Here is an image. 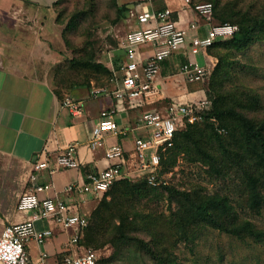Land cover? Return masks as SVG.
I'll return each instance as SVG.
<instances>
[{"label": "built area", "instance_id": "1", "mask_svg": "<svg viewBox=\"0 0 264 264\" xmlns=\"http://www.w3.org/2000/svg\"><path fill=\"white\" fill-rule=\"evenodd\" d=\"M186 5L197 15V19L186 24L171 15L169 9L150 10L148 8H130L129 15L135 21L120 38L119 46L124 49V56L118 63L117 73L111 84L89 87L92 98L110 95L113 102L99 111L98 119L91 129L88 148L100 150L106 166L95 172H89L85 179L71 182L63 191L69 196H41L52 187L51 182H38L39 171L46 169L53 173L61 168L77 169L81 165L76 142L68 143L52 158L37 159L32 164L29 175L31 187L20 194L18 210L26 211L29 216L16 221H9L0 233V264H98L97 251L91 247L83 250H70L83 235L89 215L80 212L71 199L82 198L90 194L100 200L113 183L121 178L131 180L145 179L152 185L165 184L162 154L174 146L175 134L188 124L202 121L212 107V99L203 87L195 91H185L166 98L158 86V77L162 63L173 53L183 51L188 44V58L179 66L178 73L187 83L201 84L210 73V59L200 63L195 56L205 55L207 48L216 40L232 37L238 26L232 23H215L213 4L209 1ZM201 24L206 26L204 35H199ZM189 32L192 33L187 43ZM144 45L151 47V52L143 56L140 49ZM82 101L70 92L61 101V106L73 115L82 111ZM138 111L136 121L128 126H121L117 121L119 114ZM213 119V118H212ZM144 134H134L133 149L128 151L111 137L124 136L136 130ZM38 221L50 222L52 226L39 228ZM75 229L66 249L53 259V254L46 249H39L38 256L31 258L28 243L34 241L43 245L53 235V228ZM79 248V247H78Z\"/></svg>", "mask_w": 264, "mask_h": 264}, {"label": "crops", "instance_id": "2", "mask_svg": "<svg viewBox=\"0 0 264 264\" xmlns=\"http://www.w3.org/2000/svg\"><path fill=\"white\" fill-rule=\"evenodd\" d=\"M58 0H0V200L12 198L13 188L19 186L21 193L31 187L29 175L32 164L37 159L52 158L70 142L78 145V156L81 165L77 169L61 168L51 173L46 169L39 171L38 182H51L50 190L41 196L67 198L63 191L66 184L85 179L89 172H95L106 166L100 150L92 152L88 148L91 129L98 119L99 111L113 102L110 95L92 98L89 88H74L75 95L82 101V111L73 115L61 106V99L54 92L52 74L63 58L66 48L63 37V26L57 20ZM130 2L136 0H129ZM138 8L150 10L169 9L175 19L184 24L197 19L185 0H138ZM199 35H204L206 26L201 24ZM189 32L187 43H189ZM186 48L173 53L162 63L158 77V86L168 98L185 91L200 88L197 83H187L178 73L179 66L188 58ZM124 56V49H121ZM143 56L151 52L149 45L140 49ZM208 52V51H207ZM200 56V57H199ZM195 58L205 63L213 56L206 53ZM119 59V61H120ZM117 61V64L119 63ZM138 111H126L118 115L121 126H128L136 121ZM140 129L124 136L111 137V141L121 143L125 149H133L134 134H144ZM20 193V194H21ZM19 192L17 193L20 196ZM16 195V193H15ZM69 199L77 204L80 212L90 215L99 200L90 194ZM29 216L18 208H6L4 218L7 223ZM37 227L52 226L50 222L38 221ZM53 235L43 245L34 241L28 243L31 258H36L39 249H46L57 258L66 249L75 229L63 230L53 228ZM78 250L71 245V250Z\"/></svg>", "mask_w": 264, "mask_h": 264}, {"label": "rangeland", "instance_id": "3", "mask_svg": "<svg viewBox=\"0 0 264 264\" xmlns=\"http://www.w3.org/2000/svg\"><path fill=\"white\" fill-rule=\"evenodd\" d=\"M201 1L215 4L213 0H192V2ZM58 2V16L66 41L60 63V68L64 72L59 75L69 79L66 86L75 80L83 82L84 78L87 79L85 82L87 86H84L87 88L92 84H111L112 77L114 78L117 73V61L122 56L120 38L135 25L129 10L135 7L138 0L134 3L129 0H58ZM217 2L228 11L234 7H243L255 14L262 13L264 17V0H217ZM215 15L214 22L220 23ZM84 50L90 52L92 58L90 63L93 64L85 66L72 64L70 60L74 57L80 59ZM217 51V54L207 52L213 56L210 59L209 77L198 86L206 90L212 101L215 93H227L230 97L229 101L234 97L240 98L244 105H249L248 108H241V111L262 118L264 116V35L241 50L221 47V50ZM103 67L109 71V74L104 72ZM53 75L54 73L52 74L54 81ZM213 87H218L222 92L213 90ZM66 90V88L62 90L63 95ZM256 98L257 103H255ZM197 127L203 131L202 135L194 136L201 138L198 146L201 149L207 146L202 140L207 139L217 155L222 156L219 139L213 134L215 131L220 134V139L226 138L229 134L227 128L221 130L222 125L215 118L212 119V127H207L204 122ZM193 143L192 139L186 143V148L176 147L162 154L165 162L163 176L166 183L161 185L148 183L147 190L150 192L146 198L138 199L137 210L141 213H162L169 216L171 208L175 209V203L169 202L165 186L180 190L202 188L205 194L226 197L238 218L248 219L258 228H264V189L259 212L251 211L247 205L241 173L237 172L235 167L227 168L225 164L217 163L218 161L210 164L202 161L201 153L195 149ZM136 181L138 180H132L134 183H139ZM8 188H13V196L12 198L7 196L6 201L0 200V233L7 223L4 218L6 208H17L19 199L17 193L23 191L19 186L13 185ZM90 247L97 251L98 264H158L134 247L120 255H117L116 249L110 244ZM81 250L83 248L79 246L78 251ZM170 252L175 264H264V243L248 237L240 239L207 225L196 231L190 239L176 242L170 248Z\"/></svg>", "mask_w": 264, "mask_h": 264}, {"label": "trees", "instance_id": "4", "mask_svg": "<svg viewBox=\"0 0 264 264\" xmlns=\"http://www.w3.org/2000/svg\"><path fill=\"white\" fill-rule=\"evenodd\" d=\"M213 1H215L213 14H216V19L220 23L233 22L232 24H236L238 29L232 37L216 40L207 48L208 52L217 54V50L220 51L221 47L241 50L264 35L262 13L261 16L243 7H234L228 11L224 6L218 5L217 0ZM58 3L57 1V6ZM191 3L197 2L191 0ZM57 20L61 24L58 15ZM89 53L84 50L80 59L74 57L70 62L82 66L93 64L90 63L92 58ZM60 67L61 65L54 71L53 85L54 92L62 101L67 94L74 91V88L87 86L85 85L87 79L84 78L83 82L75 80L66 86L69 79L59 75L64 72ZM103 69L109 74L106 68L103 67ZM64 88L67 92L63 95ZM213 90L219 91V88L213 87ZM215 94L212 107L205 113L204 119L190 123L178 131L174 137V146L170 150L176 147L184 149L186 143L193 139V145L201 153L202 161L209 164L218 161L217 163H223L227 168L235 167L236 171L241 173L247 205L251 211L258 213L264 189V116L256 118L245 114L241 108H248L249 105H244L240 98L234 97L229 101L230 97L227 93ZM212 118L220 122L221 130L227 128L229 131L228 137L223 139H220L219 133L214 131L213 134L219 139L222 156L217 155L207 139H202L207 146L201 149L198 146L201 138H194L195 134H203L202 129L197 127L201 123L204 122L207 127H212ZM161 162L163 167L165 162L162 156ZM136 182L139 183H134L129 178H121L113 183L89 215L88 224L76 244L77 247H102L110 244L116 249L117 255L134 247L158 264L168 262L175 264L170 252L172 245L174 246L178 241L190 239L196 231L206 225L240 239L248 237L256 242L264 243V228H258L248 219L238 218L226 197L205 194L202 188L180 190L165 186L169 202L175 203V209L171 208L170 215L141 213L137 210L136 203L139 198H146L150 191L147 190L148 183L145 179Z\"/></svg>", "mask_w": 264, "mask_h": 264}]
</instances>
